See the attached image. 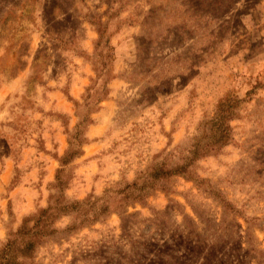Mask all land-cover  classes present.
Wrapping results in <instances>:
<instances>
[{
	"label": "rangeland",
	"instance_id": "374dc122",
	"mask_svg": "<svg viewBox=\"0 0 264 264\" xmlns=\"http://www.w3.org/2000/svg\"><path fill=\"white\" fill-rule=\"evenodd\" d=\"M226 9L218 0H0V216L7 213L8 223L21 226L25 217L46 208L52 196L61 195L66 203L101 202L112 196L107 190L133 183L149 166L178 163L191 139L200 135V123L213 118L229 96L232 141L193 167V175L206 182L175 176L160 182L142 204L120 210L138 214L166 208L169 193L187 191L231 217L229 226L249 224L239 205L253 213L254 227L262 226L264 49L253 51L256 43L238 28L223 48L224 25L218 18ZM249 10L256 18L264 13V3L250 0ZM184 40L190 43L185 46ZM185 47L211 70L187 90L163 97L154 112L149 111L152 105L137 103L129 93L150 91L152 80L166 76L186 55ZM152 69L158 70L155 75ZM141 84L137 92L133 85ZM84 118L90 121L82 125L84 141L78 144L72 137ZM164 119H170L169 125H162ZM70 141L80 155L62 166ZM130 170L131 180L126 175ZM113 176L119 179L113 181ZM58 177L61 189L54 187ZM210 189L239 214L226 213ZM78 219L71 213L55 221L56 232L35 249L36 264H78L82 248L93 243V229L111 225L129 236L139 226L133 217L121 218L112 210L67 229ZM241 246L236 241L232 248ZM119 247L111 245L113 255ZM252 255L259 264L255 247Z\"/></svg>",
	"mask_w": 264,
	"mask_h": 264
},
{
	"label": "clouds",
	"instance_id": "9594fccd",
	"mask_svg": "<svg viewBox=\"0 0 264 264\" xmlns=\"http://www.w3.org/2000/svg\"><path fill=\"white\" fill-rule=\"evenodd\" d=\"M218 2L227 5L226 11L218 18L224 25L223 48H228L231 41L227 37L231 36L232 31L238 28L246 37L256 43V49L253 51L264 49V13L254 18L250 10L245 11L250 0H218ZM261 2L264 3V0ZM183 43L187 46L190 42L184 40ZM191 51L185 47L186 55L172 65L166 76H158L157 79L152 80L148 85L150 91H145L140 96H136L135 93H129V95H132L139 104L152 105L153 107L149 111L154 112L156 107L160 106L163 97L190 88L198 76L211 70L210 66L202 65L197 57L192 56ZM225 54L227 53L225 52ZM131 59L134 60L135 57L133 56ZM261 64L264 65V53L261 54ZM157 71L152 69V75H155ZM149 79L151 80V76ZM133 87L138 92L143 85L141 84L139 87L133 85ZM156 115L159 116L160 113L157 112ZM169 123L170 119L162 121L163 126H167ZM152 131L156 133L157 139H163L159 135L158 129H152ZM191 134L189 132V136ZM134 168L135 165H133ZM126 175L129 180L133 178L131 170ZM117 179H119L118 176L112 177L113 181ZM261 191L264 192V189ZM168 199L170 203L166 208L154 209L151 212L133 214L114 209L115 216L133 217L139 226L133 227L129 236H123L118 227L111 225L93 229V235L90 237L93 243L87 248H82L83 255L78 264H86L91 260H100L103 261V264H125L126 260H135V264H169V262L171 264H206L205 257L209 248L218 244H224L222 250L217 249V260L219 261L223 257L224 264H257V257L252 255L254 247L260 252L259 264H264V221H262V226L254 227L252 224L253 213L247 211L243 205L238 207L249 224L241 228L235 224L229 226L227 221L231 217L221 215L218 210H211L209 207L211 201L204 204L200 198L187 191L171 192ZM261 207H264V204ZM2 208L3 205L0 204V209ZM13 211L19 214L17 208L13 207ZM19 226V221L8 223L7 213L0 216V248L8 244L9 240L13 238L11 234ZM226 230L229 232L227 236H225ZM176 233L181 234L185 242L191 240L192 247H199L201 251L189 252L185 245L176 247L173 239ZM129 240L132 243H128ZM236 241H241L242 245L246 247L241 246L239 251L234 250L232 245ZM165 242L169 245V250L161 251ZM112 244L120 245L116 255L112 254ZM97 245L100 246L99 249H97Z\"/></svg>",
	"mask_w": 264,
	"mask_h": 264
},
{
	"label": "trees",
	"instance_id": "16d2710c",
	"mask_svg": "<svg viewBox=\"0 0 264 264\" xmlns=\"http://www.w3.org/2000/svg\"><path fill=\"white\" fill-rule=\"evenodd\" d=\"M99 32L100 38L98 44L102 39V33L101 31ZM232 102L233 100L229 96H226L218 104L215 116L200 123V135L191 139V143L186 150V155L180 157L178 163H174L172 166H167L165 163L149 166L145 171L139 173L133 183L119 186L117 190H107L106 194L112 193V196H105L100 199L101 202L85 201L66 203L63 201L61 195L57 197L52 196V202L46 208H41L36 213L25 217L21 226L11 234L13 238L9 240L5 247L0 248V264H36L33 258L36 247L46 237L56 232L54 223L60 217L68 216L71 213L79 214L81 216V219H78L79 223L77 224L74 221V223L67 227V229H74L82 226L87 221L93 222L97 217L106 215L114 209L120 210L131 203L142 204L148 198L150 192L159 187L160 182L167 181L172 177L182 176L200 185L205 183V180L193 175V167L197 161L205 157L218 155L232 141V127L230 126L231 117L234 115ZM89 121L88 118L82 119L75 130L72 139L78 144L84 141V138H80L82 133L81 127ZM72 146L73 143L70 141V149L60 159L62 166L68 163L70 159L80 155V151L74 149ZM56 180L54 187L61 189L63 181L59 177ZM210 192L218 200V203L222 205L226 213L233 216L239 214L236 207L226 201L220 193L211 189ZM97 200L99 201V199ZM30 223H32L31 227H29ZM228 234L229 232L226 230L225 236ZM173 239L175 240L176 247L185 245L189 249V252L201 251L199 247H192L191 240L185 242L184 237L179 233L174 234ZM129 242L132 243L130 240ZM222 245L224 244L214 245L209 248L205 257L206 264L223 263L222 257L219 261L217 260V249L222 250ZM157 247L159 246L157 245ZM168 250L169 245L165 242L164 248L161 251ZM254 252L256 251L254 250ZM126 262H128L127 264L133 263L132 260H126Z\"/></svg>",
	"mask_w": 264,
	"mask_h": 264
}]
</instances>
